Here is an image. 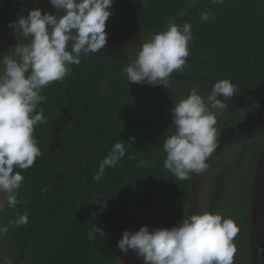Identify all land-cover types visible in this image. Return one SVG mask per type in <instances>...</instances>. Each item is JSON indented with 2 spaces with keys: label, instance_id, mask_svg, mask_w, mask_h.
<instances>
[{
  "label": "trees",
  "instance_id": "1",
  "mask_svg": "<svg viewBox=\"0 0 264 264\" xmlns=\"http://www.w3.org/2000/svg\"><path fill=\"white\" fill-rule=\"evenodd\" d=\"M47 1L0 0V55L9 49L2 37L15 36L9 24ZM113 5L106 26L141 43L166 31L169 22L190 23L189 65L173 74L170 90L129 84L122 69L139 48L105 46L94 56L81 57L62 83L44 89L47 101L37 110L43 108L47 123L35 131L42 156L22 172L23 203L0 212V226H8L0 236V264H118L115 246L123 231L170 229L187 218L196 174L179 180L164 167L162 144L175 132L174 104L191 88L206 97L216 81L229 79L237 91L231 99L219 97L227 104L217 117L219 136L264 101V0H225L223 5L212 0H114ZM202 11L212 18L202 21ZM120 140L131 146L125 158L106 169L101 181H93L100 161ZM263 149L264 131L212 153L217 160L208 171L201 211L235 222L234 257L243 256L237 264H246L251 255L245 244L252 222L246 196ZM142 160L151 163L141 167ZM101 198L108 207L94 216ZM227 202H232L228 208ZM23 213L28 214L26 225L9 226ZM93 225L104 236L94 233L89 240ZM132 264L143 260L137 256Z\"/></svg>",
  "mask_w": 264,
  "mask_h": 264
},
{
  "label": "clouds",
  "instance_id": "2",
  "mask_svg": "<svg viewBox=\"0 0 264 264\" xmlns=\"http://www.w3.org/2000/svg\"><path fill=\"white\" fill-rule=\"evenodd\" d=\"M225 0H212L223 5ZM56 14L30 10L9 24L17 43L0 55V212L15 209L23 203L20 189L22 172L34 166L42 156L36 128L47 123L43 108L44 89L63 82L72 74V66L81 64V57L94 56L107 44L106 21L113 14L114 0H49ZM212 13L202 11V21ZM192 25L169 22L166 31L153 34L140 43L134 60L122 69L129 84L163 86L170 90L173 74H180L189 65ZM236 86L229 80H218L206 97L191 88L187 97L174 104L172 126L174 134L166 136L162 148L166 154L164 167L177 179L187 180L191 174H203L211 154L218 146L217 117L227 108L219 97L231 99ZM248 115V114H247ZM246 115V116H247ZM129 140L134 143L135 137ZM129 143L119 141L100 161L93 181H101L106 169L115 168L126 156ZM131 159V157H129ZM150 161H140L148 167ZM47 191V189H43ZM104 203H101V201ZM95 215L108 207L107 199H98ZM28 214L9 221V226H24ZM88 239L95 234L104 236L96 225ZM239 228L231 218L218 213L190 215L170 229L144 226L136 232L125 230L117 248L134 251L143 264H234L237 248L234 244ZM8 226H0V236ZM10 264V262H6Z\"/></svg>",
  "mask_w": 264,
  "mask_h": 264
},
{
  "label": "rangeland",
  "instance_id": "3",
  "mask_svg": "<svg viewBox=\"0 0 264 264\" xmlns=\"http://www.w3.org/2000/svg\"><path fill=\"white\" fill-rule=\"evenodd\" d=\"M35 8H40L42 12H48L50 14H56V10L49 3V0L45 3L38 4ZM114 10V5L111 11ZM106 32L108 34L106 46L110 47L112 50H122L126 46L139 48L140 41L135 40L129 35L120 32L116 28H108L106 26ZM2 41L5 43L6 47L10 48L14 46L18 41L17 37L12 35H4ZM246 117V116H245ZM264 131V122L261 127H254L252 130L247 131L245 129H240L237 131L235 129H227V131L222 132L218 136V146L214 153L219 149L224 147L232 146L238 144L240 141H244L248 137H252L255 134ZM215 154H211L208 159L209 168L208 170L200 175H195L192 183V195L190 204L187 209V217L194 214L204 213L201 210H205V190L207 187L208 171L210 166L216 163ZM253 179L251 181V187L248 189V194L246 199L249 200L248 208L249 212L252 213V222L249 228V239L245 243L246 246L250 248L251 255L247 264H255V255L253 252L257 251V248H264V149L259 156V160L253 167ZM229 199V198H228ZM227 208L232 205V202H227ZM138 229H132L131 232H136ZM237 246V244H235ZM115 251L118 254L119 262L118 264H132V261L138 256L134 251L129 250L127 253L121 252L115 246ZM236 255V254H235ZM239 258L243 256H238ZM238 257H234V264Z\"/></svg>",
  "mask_w": 264,
  "mask_h": 264
},
{
  "label": "water",
  "instance_id": "4",
  "mask_svg": "<svg viewBox=\"0 0 264 264\" xmlns=\"http://www.w3.org/2000/svg\"><path fill=\"white\" fill-rule=\"evenodd\" d=\"M264 122V101L260 103L258 107L249 109L248 115L242 122L237 124L234 129H245L247 131L252 130L254 127H261Z\"/></svg>",
  "mask_w": 264,
  "mask_h": 264
},
{
  "label": "flooded vegetation",
  "instance_id": "5",
  "mask_svg": "<svg viewBox=\"0 0 264 264\" xmlns=\"http://www.w3.org/2000/svg\"><path fill=\"white\" fill-rule=\"evenodd\" d=\"M253 254L255 255V264H264V248H257V251Z\"/></svg>",
  "mask_w": 264,
  "mask_h": 264
}]
</instances>
